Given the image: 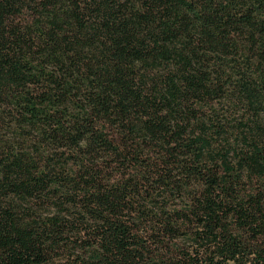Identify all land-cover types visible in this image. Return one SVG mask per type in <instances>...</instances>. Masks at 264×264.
<instances>
[{"label": "trees", "instance_id": "obj_1", "mask_svg": "<svg viewBox=\"0 0 264 264\" xmlns=\"http://www.w3.org/2000/svg\"><path fill=\"white\" fill-rule=\"evenodd\" d=\"M0 264H264V0H0Z\"/></svg>", "mask_w": 264, "mask_h": 264}]
</instances>
